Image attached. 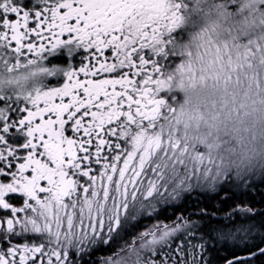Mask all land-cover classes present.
<instances>
[{"label":"snow or ice","instance_id":"6c2138e0","mask_svg":"<svg viewBox=\"0 0 264 264\" xmlns=\"http://www.w3.org/2000/svg\"><path fill=\"white\" fill-rule=\"evenodd\" d=\"M262 7L0 0V264H83L108 247L115 251L99 264H264V208L237 204L217 216L197 201L137 231L145 212H166L157 204L182 192L221 185L229 200L264 182V171H214L197 146L160 130L175 112L169 69L185 26L202 27V42L195 60L179 54L188 57L179 70L195 81L199 65L219 79L242 57L212 37L235 15L247 27ZM21 79L41 83L21 92Z\"/></svg>","mask_w":264,"mask_h":264},{"label":"clouds","instance_id":"9594fccd","mask_svg":"<svg viewBox=\"0 0 264 264\" xmlns=\"http://www.w3.org/2000/svg\"><path fill=\"white\" fill-rule=\"evenodd\" d=\"M211 2L229 5V0ZM241 2L237 0V7ZM229 10L236 11L230 7ZM232 20V24L222 25L219 35L212 39L229 43L234 58L237 54L242 57L239 67H227L215 79L201 73L197 65L193 81L179 70L180 63L188 60L181 56V61L169 69L175 112L160 122V130L188 144L190 150L197 146L212 161L214 171L218 167L222 172L246 174L264 171V16L247 27L239 15ZM201 31L202 27L194 26L189 35L178 38L177 54L191 51L195 60L197 45L202 42ZM4 78L7 79L6 73ZM40 83L21 79L20 91H31Z\"/></svg>","mask_w":264,"mask_h":264},{"label":"trees","instance_id":"16d2710c","mask_svg":"<svg viewBox=\"0 0 264 264\" xmlns=\"http://www.w3.org/2000/svg\"><path fill=\"white\" fill-rule=\"evenodd\" d=\"M225 188L221 185L217 186L215 192L209 189H194L190 193L186 192L182 194L180 201H168L167 204H161L159 210L164 208L166 212H161L159 217L149 218V215L141 218V226L137 228V231H142L143 227L148 224L154 223L157 219L164 220V222H169L174 220L176 217L172 213L175 212L177 215L181 214V209H185L183 214H188L193 210L194 204L200 201V206L208 211L214 212L217 216H222L227 213L230 209L235 208L237 204L241 206L247 205L255 209L264 208V182H255L250 184L248 189L237 190L232 194V198L229 200H223L221 197L224 195ZM187 206V207H185ZM159 210H157L159 212ZM241 214H237V220L240 219ZM246 215V214H244ZM167 217V218H166ZM193 219H199L198 216H193ZM253 219H259V217H253ZM131 233L130 235H134ZM115 251L114 248H102L100 250L94 249L91 251L90 259L86 256L83 258V264H99L98 259L95 257H104L111 255ZM224 249H221L223 254Z\"/></svg>","mask_w":264,"mask_h":264},{"label":"rangeland","instance_id":"374dc122","mask_svg":"<svg viewBox=\"0 0 264 264\" xmlns=\"http://www.w3.org/2000/svg\"><path fill=\"white\" fill-rule=\"evenodd\" d=\"M192 26L194 27V25L188 24V25L185 27V30H184L182 36L179 37V38H185L187 35H189V34H190V28H191ZM181 58H182V57H181L180 55L177 54V57H176V60H175L176 63L180 62V61H181ZM258 182H259V181H258ZM193 190H194V189H193ZM161 191H163V189H162ZM184 193H186V192H182L181 195H180V198H179L178 200H176V201H180V200H181V197H182V194H184ZM165 195H167V193H165ZM168 201L170 202V201H173V200L169 199ZM161 204H163V202L157 204V210H158V207H159ZM147 215H149V214H148L147 212H145V213L142 215L141 218L146 217ZM152 215H155V214H152ZM93 250H94V249H93ZM93 250H92V251H93ZM89 253H90V252H89ZM85 256H86L88 259L91 258V257H90V254L85 255ZM85 256H84V257H85Z\"/></svg>","mask_w":264,"mask_h":264},{"label":"flooded vegetation","instance_id":"af4514ba","mask_svg":"<svg viewBox=\"0 0 264 264\" xmlns=\"http://www.w3.org/2000/svg\"><path fill=\"white\" fill-rule=\"evenodd\" d=\"M186 27V26H185ZM193 27V26H192ZM77 59H78V57H77ZM52 62H60V58H57V59H55V60H53ZM177 63H176V61H175V63L173 64V66H175ZM172 66V67H173ZM53 83H55V81H52ZM158 210H159V207H158ZM185 215H187V214H185ZM155 217H159V215L157 216L156 214L155 215H152V218H155Z\"/></svg>","mask_w":264,"mask_h":264}]
</instances>
